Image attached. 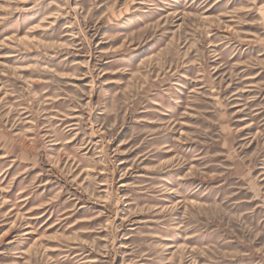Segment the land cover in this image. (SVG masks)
I'll list each match as a JSON object with an SVG mask.
<instances>
[{
	"label": "rangeland",
	"instance_id": "1",
	"mask_svg": "<svg viewBox=\"0 0 264 264\" xmlns=\"http://www.w3.org/2000/svg\"><path fill=\"white\" fill-rule=\"evenodd\" d=\"M0 264H264V0H0Z\"/></svg>",
	"mask_w": 264,
	"mask_h": 264
}]
</instances>
